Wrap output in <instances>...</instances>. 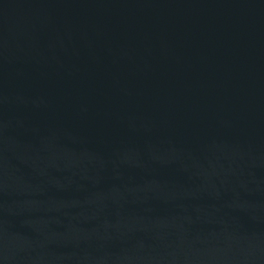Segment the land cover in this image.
<instances>
[{
    "label": "water",
    "instance_id": "obj_1",
    "mask_svg": "<svg viewBox=\"0 0 264 264\" xmlns=\"http://www.w3.org/2000/svg\"><path fill=\"white\" fill-rule=\"evenodd\" d=\"M0 264H264V0H0Z\"/></svg>",
    "mask_w": 264,
    "mask_h": 264
}]
</instances>
